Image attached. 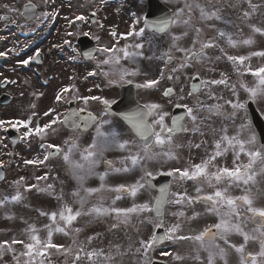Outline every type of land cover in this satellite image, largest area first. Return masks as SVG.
Listing matches in <instances>:
<instances>
[{"label": "snow or ice", "instance_id": "6c2138e0", "mask_svg": "<svg viewBox=\"0 0 264 264\" xmlns=\"http://www.w3.org/2000/svg\"><path fill=\"white\" fill-rule=\"evenodd\" d=\"M47 2V0H45ZM151 0H149V3ZM218 2V0H217ZM241 3H246L249 10L241 12L240 19L242 22H247L251 19L254 13L262 6L252 3V0H236V3L231 5L238 6ZM210 7L197 2V0H185L184 7L177 9L173 14L160 18H152L149 14L137 15L133 13L134 20L131 29L126 33H118L115 29L111 30L109 35L115 43L111 46H99L92 50L78 53L84 58L96 61V67L100 69V74L104 77H118L117 79H109V83H126L131 84L133 81L127 79L140 74L139 59L146 58L152 60H162L165 67L172 65L174 61H179L174 67L169 68L168 80L179 81L181 76L185 78L199 81L191 85V90L187 93L189 97H199L201 93H206L209 98L215 97V88L224 86L229 89L233 97L236 99H228L224 104L214 103L206 105L204 102L197 99L193 106L188 104L176 103L177 109H183L181 115L171 114L164 110L163 105L157 102L136 104L127 112L117 113L112 111V105L116 101H109L99 96H83L79 94L75 85L62 87L55 95V103L57 105H71L79 101L83 107H66L63 112L57 110L56 107H51L43 112V117L49 119L41 124V116L36 111H33L27 119L0 120V129L10 127L16 132L23 129L22 134L18 137L19 140L30 142L36 138L40 141L39 148L43 151V158L39 156L33 159H25V165H45L50 158L60 156L65 165L71 171L72 175L78 181V187L70 193L73 202L70 204L64 199V191L56 192L54 184H46L45 187H40L37 184H27L26 178L21 176L19 179L12 182L15 188L14 194H4L0 198V210L5 209L14 204H21L25 200L24 192H29L36 189L38 192L46 193L57 200L60 206L53 211H45L36 209L38 215L46 217L48 223L42 226H37L36 223H29L23 217H20L21 222L25 227L21 230L24 238H17L15 235L10 240L0 241V259L5 253L12 254V259L15 264H51L52 250L56 253L67 257L73 254L71 246L65 247L63 244L54 243L53 237L60 233L64 236H72L73 245H77L73 254L72 264H113L115 255L111 252L105 253L103 249H86L83 244H78L76 237L83 231L80 227H75V224L81 217H90L92 219H100L111 217L115 222L111 225L113 229L119 228L121 225H129L133 217H136L141 224L152 226V233L148 239L141 238L139 240L140 247L136 248V252L143 251L145 256V264H150L147 260V255L164 241H190L196 245V255L193 259L200 261V252L207 253L206 264H229L228 257L230 251H234L238 256V264H264V206H256V201L264 196V189L259 185L264 183V142H261L256 132L252 129L250 122H242L234 134H229L227 126L221 127L219 130L211 128L213 133V145L211 151L205 148V156L200 162L193 163L189 158L186 166L172 167L168 171H159L155 175L148 170V165L151 162L163 160L164 162L178 160L179 156L177 149L183 147L182 144L175 142V137L181 133H199L201 137L204 132L201 130L204 125V120L199 114L203 111L213 113L217 116H224L226 119L235 123L238 114L241 110H246L247 101L239 100V91L237 83H230L225 73H220V78H204L199 72L187 75L193 63L212 64L214 61L226 59L233 66V70L238 77L239 88L243 89L248 95V100L255 103L259 99H264V63L257 67H253L250 63L252 57L264 59V50L252 51L248 55H230L225 51V48L220 46L219 40H224L228 47L236 48L242 44L251 46L255 43L254 36L259 34L264 36V27H259L256 24L247 23L253 35L242 40L234 39V33L227 31L225 28L215 29V25H209L214 28L216 35L207 39H202L203 29L194 27L192 21V9L196 8L199 11L202 21H222L227 27L235 26L231 19L221 15V9L215 7L213 0H207ZM9 11V5H3ZM35 5H26V19L40 20V17L35 16ZM185 9L188 14L184 17ZM44 18H55L56 13L44 12L41 14ZM93 12L92 16L95 17ZM7 15L0 16V20H8ZM86 17L78 15L74 20L69 21V25L75 21H85ZM137 25H142L137 28ZM183 25L185 30L176 34L171 31L173 26ZM103 27L102 24L99 25ZM194 27V36L191 46L184 47L180 43L188 36L189 30ZM146 31L152 32L158 36H167L169 39V47L162 51L159 56L144 57L142 49L144 44L135 41L136 37H144ZM66 36L74 35L72 32H66ZM88 36L89 33H83ZM132 37L135 42H127L128 38ZM2 38V37H0ZM96 41L100 40L99 36L93 37ZM123 39L126 43L119 46V41ZM151 43V42H150ZM63 44H71L70 40L65 39ZM53 48H61L59 44H53ZM218 49L220 56L213 58L209 55L208 50ZM173 50L179 53V56L174 55ZM73 51L77 50L73 48ZM96 53L103 56V59H97ZM8 52L0 51V57H6ZM41 50L37 48L35 54L28 56L27 59L19 61L23 65H28L32 61H39ZM75 58V57H73ZM121 61H130L137 64L135 69L130 70L125 67ZM107 66V70H104ZM209 71H214L210 68ZM89 76H95V72H89ZM250 75L254 79V84L249 86L243 79L244 76ZM160 78H164V69L160 70ZM9 81H4L8 83ZM15 83V81H10ZM159 79L146 80L143 84H137V88H153L159 84ZM91 91V89H89ZM184 89L181 87L180 92ZM40 95H43L41 93ZM163 95L171 98L174 95L173 88H167ZM180 100L184 96L179 97ZM223 99V97H219ZM90 101H98L103 105L100 115L94 114L88 110ZM225 105L231 108V112L225 110ZM32 109L36 108L35 104H31ZM119 115L120 118L128 125V128L133 133L134 139H130L123 129L117 128L113 124L110 117ZM109 117V118H105ZM170 117V124L168 118ZM192 125L189 128L185 120ZM107 126V127H106ZM95 129V135L92 142L85 148L81 149L78 144V136L69 137L64 141V146L53 143H47L50 135H56L61 128L71 130L73 133L87 131L89 128ZM219 132L217 137L216 133ZM264 137V134H262ZM138 141V142H137ZM17 141H12L15 144ZM207 141L201 139L200 143L189 144V148L200 149L206 145ZM159 149V151H154ZM109 151H117L121 153L118 157L119 167L116 166L113 160L107 159L105 153ZM79 153V159H76V154ZM232 155V167L222 164L228 154ZM6 155H13L6 153ZM246 159V162L241 157ZM103 163L105 171L96 172L98 166ZM4 167V162L0 160V168ZM139 170V178L132 183H120L112 186L106 183V178L111 174H127ZM97 175L100 180L99 187H85L84 182L90 176ZM157 176L170 177L169 182L157 186L153 183ZM48 173L43 176L35 177L37 182L47 181ZM0 180H4L3 172H0ZM172 181L180 182V185L188 184L194 186V195L188 193L187 188L183 191H172ZM211 189L206 191L205 189ZM23 189V192L21 191ZM233 189H239L240 194H233ZM155 190L156 195L150 200H145L142 203H137V197L143 191L149 193ZM114 193L111 201L105 204L106 197L104 193ZM98 195L97 203L86 207L89 203V198ZM131 198V206L120 207L117 202L125 198ZM203 205L206 213L217 218V222L206 226L197 234L184 235L183 221L195 220L201 215L195 211V205ZM73 205H78L74 207ZM168 205L179 206L177 211L171 212V215L176 217V222L166 224L165 208ZM28 207V205H24ZM192 208L193 214L187 216L183 210ZM147 214V215H145ZM141 217H143L141 219ZM4 218L7 220L16 219L10 211L4 213ZM254 225L250 230H247L248 223ZM138 231V229H137ZM44 233V235H41ZM237 235L242 238L239 244L233 243L230 237ZM94 237L89 236L87 242L90 244ZM250 242L258 244V251H247ZM16 245L21 247L17 254ZM118 255H124L119 252V246H116ZM161 255H172L168 251H162ZM172 258L177 261L185 259V257L176 254ZM203 264V261H201Z\"/></svg>", "mask_w": 264, "mask_h": 264}, {"label": "rangeland", "instance_id": "374dc122", "mask_svg": "<svg viewBox=\"0 0 264 264\" xmlns=\"http://www.w3.org/2000/svg\"><path fill=\"white\" fill-rule=\"evenodd\" d=\"M68 1L69 0H65ZM85 2L86 5L91 7L92 5L95 7L98 4V1L104 2L105 0H82L80 3ZM169 7L171 8L172 13L174 14L177 9L184 7L185 0H165ZM26 2H33L37 7H39L40 11V20L41 22L44 17L41 15L44 12H54L56 13L55 18H60V14L57 10L51 9L50 7L54 4L57 6L59 2H62V0H0V15L8 14L10 16V20L8 22H4L1 25V31H0V37L3 39L1 51L8 52V55L6 57H0L1 64H0V81L6 80L9 81L7 83L6 91L5 93L9 94L12 98L11 105H8L6 107H0V120H13V119H27L29 115L33 111H36L40 114L41 120L40 123H45L49 118L43 117V112L47 111L51 107H56L57 110L59 106L55 103V95L56 93L63 87L65 84L66 78H69L71 76H75L78 71H73V68H69V70L63 72V70H59V64L54 62L55 57L57 54H55L54 58L51 57L50 61L48 63L44 64L42 67L29 69L28 65H23L19 63V61L23 59H27L28 56L31 55L30 52V46L35 44H41L43 43V48L41 50H46L50 48V41L46 42L45 40V33L47 26H44L38 33L35 35V32H33L34 27L42 26V24H36V25H30L26 26L24 22L21 20L19 14L21 11V7ZM114 4L112 5L113 13L111 12V9L107 10V19L101 20L100 24H103V27H99L98 31L105 32L106 30V38L111 37L109 35L110 31L115 29L118 33H126L131 29L132 22L134 20L133 13H137V15H142V11H144V2L143 0H113ZM200 4L204 3L203 0H197ZM223 0H213V3L215 7L220 8ZM9 5L11 9H15V11H9L8 9H5L3 5ZM60 4V3H59ZM61 6L63 4H60ZM66 5H70V3H66ZM50 6V7H49ZM209 6V5H208ZM240 6V5H238ZM236 6L235 8H237ZM210 7V6H209ZM242 7L248 8V5L246 3H243ZM85 6H82L80 12L82 13L84 11ZM101 8V7H100ZM104 12L103 10L100 12V15H102ZM110 14H112L110 16ZM188 14L187 9H185V14L183 18H186ZM75 13L72 15V20L75 18ZM83 15V14H82ZM192 25L194 27H200V21L198 19V14L196 13V8L192 9ZM84 16V15H83ZM52 18V17H51ZM13 24L16 26V38H17V52L13 53ZM142 25H137V28L141 27ZM194 27L189 30V34L187 37H185L180 43L184 47L191 46V42L194 36ZM72 31L74 32L73 25H64L60 23L59 27L55 28L53 31L54 33H57L58 31ZM213 29V30H212ZM209 30L203 29L202 32V39H207L209 37H213L216 35L215 29L212 28ZM185 30V26L183 25H176L173 26L171 29L172 32L176 34H180ZM253 35L252 32L241 34V38H247L249 36ZM166 36V35H165ZM255 43L251 46H245V45H238L236 48L243 50V55H248L252 51H259L264 50V41L259 37V35H255L254 37ZM146 39L147 34L145 33L144 37H136L135 41L142 42L144 44V48H146ZM123 39L120 40V43H123ZM129 42H135L132 37L128 38ZM224 40H219L220 46L222 47ZM41 42V43H40ZM54 44L57 42L53 41ZM148 43V42H147ZM156 49L150 45V51L147 49L143 51L144 57L148 56H159L162 51L167 50L169 47V39L166 36V38L163 36L160 40L155 41ZM35 49V47L33 48ZM209 55H211L213 58L216 56H220L221 53L218 49L215 50H208ZM228 54H230L228 51H226ZM174 55L179 56V53H176L175 50H173ZM139 68H140V74L137 76H134V79H136L140 83H144L146 80L151 79H159V84L156 85L153 88H146V91L142 94L141 99L144 100L145 103H151V102H157L163 105L164 110L169 112V108L171 106L172 102L181 103V104H188L189 106L195 105V101L192 99V97H189L187 95L188 93V84L189 80L185 78V76H181L179 81H173L168 80V72L170 67H174L176 63L179 61H174L172 66L165 67L164 62L162 60H157L153 58L152 60H148L146 58L139 59ZM226 59H221L219 61H214L212 64H198L193 63V65L187 69V75L191 76L193 73L199 72L201 77L204 78H220V73H225L227 76H229V82L230 83H237V88L239 91V97H242L244 94L239 89V83H238V77L235 74L233 70V66L231 64L225 63ZM264 63V59L258 58L256 61L257 65H260ZM231 65V66H230ZM133 67H129L131 70ZM210 68H213L214 71H209ZM164 69V78H160V70ZM13 71V81L15 83H11L12 80L11 75ZM62 73V74H61ZM248 75L244 76L243 79L248 80ZM45 84H40V83ZM170 83V84H168ZM252 82H247L249 86H252ZM88 84V83H87ZM165 86H172L175 87L177 90V97L175 96L173 99H168L167 102L164 101L162 92ZM183 88V93L180 92V88ZM215 97H229L232 96V93L229 89L224 88V86H218L215 88ZM3 92V90H0V93ZM38 93H43L41 95V99H37L36 95ZM183 95L184 99L180 100L179 97ZM208 95L206 93H201L199 97L204 98ZM27 100L31 101L32 104L36 105L35 109H32L28 104L26 105ZM171 101V103H170ZM264 101V99H263ZM241 124V122H240ZM23 129L18 133L19 136L22 134ZM63 140V134L59 132L56 135H50L47 143H53V144H60ZM40 141L36 138L31 139L30 142H25L23 140H19L18 143L11 148L10 143L7 141L6 136L4 134V129H0V160L4 162V167L6 169V175L5 179L0 182V198L3 197L4 194H14L15 188L12 185V182L19 179L21 176L26 178L27 184H37L39 183L40 187H45L46 184H53L56 189V192L59 193L61 189L64 191V199L68 203L73 202V198L70 196V193L72 192L71 189L75 190L76 182L75 181H68L69 177L61 173V170L59 166H57L56 163L60 161L61 158L55 160L52 164H48L46 162L45 165H25L24 160L25 159H33L37 156H39L41 159L43 158V151L39 148ZM6 153H12L13 155L9 156L6 155ZM231 155V153H229ZM242 160L246 162V159L241 157ZM167 165H171V162L167 163ZM45 173H48L49 178L47 181H40L37 182L35 177L37 176H43ZM55 174V175H54ZM56 177L54 178L53 177ZM110 175L106 179V183L109 185H112ZM70 180V179H69ZM59 181L58 183H56ZM88 187H99L98 182H94L91 180V183L86 184ZM261 189H264V184L259 185ZM23 192V189H21ZM25 196V200L21 204H14L9 207H6L3 210H0V241L3 240H10L13 235H15L17 238H24L21 234V230L25 227V224L21 222L20 217H23L25 220H27L29 223H36V225L42 226L43 224L48 223V220L46 217H41L38 215V212L36 209H41L45 211H53L56 210L60 204L57 200H55L52 196L38 192L36 189H32L29 192L23 193ZM111 194V193H109ZM95 201H97L98 196L94 195L92 196ZM97 197V198H96ZM91 198V197H90ZM146 199L136 200L137 203H140V201L144 202ZM132 201V200H131ZM129 201V203L131 202ZM264 202V196H261L257 201L256 204L258 206H261ZM24 205H28V207H25ZM74 207H78L77 205H73ZM124 207V205H122ZM131 206V205H128ZM127 206V207H128ZM89 207V204H88ZM121 207V206H120ZM10 211L11 214H14L16 219L14 220H7L4 218V213ZM142 219V217H141ZM139 220L136 217H133L132 222L125 226L122 225V227L116 228V229H109V233L107 232V229L104 225L101 224H94L91 227L88 228H82V235H83V241H87V238L89 236L94 237L93 241L90 243V245H83L86 249L94 246L98 249H103L106 253L107 246L112 245L113 249L116 248V243L118 242L119 238H121L122 245L119 248L120 253H126L129 254L127 257H116L118 254L117 250L115 249L114 253L115 260L113 264H145V256L143 255V251L140 253L136 252V248L140 247L139 245V239L140 236L143 235V233L147 232V228H142ZM124 226V227H123ZM93 229V230H92ZM138 229V231H137ZM111 231V232H110ZM102 232V234L99 237H95L96 233ZM60 236V234H58ZM146 240V238L144 237ZM54 243L57 244H63L65 247H69L70 245H67V240L65 238H58L57 236L53 237ZM78 240V239H77ZM112 244L110 243L111 241ZM17 248V254L21 250V247L19 245L15 246ZM72 247V246H71ZM73 246V252L76 248ZM134 251V252H131ZM110 252V251H109ZM52 253H56L55 250H52ZM59 253H56L55 259L51 258V264H68L71 262L73 255L70 254L67 257L64 255H60L58 257ZM149 254L152 257H158L160 256V253H154L152 251L149 252ZM15 263L12 259V254L5 253L2 259H0V264H12ZM83 264V263H82Z\"/></svg>", "mask_w": 264, "mask_h": 264}, {"label": "flooded vegetation", "instance_id": "af4514ba", "mask_svg": "<svg viewBox=\"0 0 264 264\" xmlns=\"http://www.w3.org/2000/svg\"><path fill=\"white\" fill-rule=\"evenodd\" d=\"M223 8L226 9L225 13L227 12L229 15L232 16H228L225 18L231 19L233 21V24L235 20L236 21V29L240 30V32H242L243 34L247 33V23H251V24H256L257 26L260 24L261 27H264V0H252V3L254 4H259L262 5L256 13L253 14V16L251 17V19L247 22H242V20L240 19L241 17V12L243 10H249L251 11V9L246 8V7H242L243 3L239 4L240 6H238L237 8L231 6L233 4L236 3V0H223ZM57 7H51V9H54ZM59 9V14L61 15L60 18H58L56 21L54 22V24H47V28H46V35L45 40L46 42L50 41V48L46 49V51L43 53L41 51V54H43V60L41 64L48 63V61H50L51 59V51H53V54H57L58 56V64H59V70H63V72H66L69 68H73V71H78V69L80 68L79 72L75 75V77L77 78L72 80L71 82H68L67 85H75V88L78 89L79 94L83 95V96H99L103 99H107L109 101H116L119 98L120 95V88L123 84L126 83H109V79H117L118 77L112 78V77H104L103 75L100 74V69H98L96 67V61L94 60H90V59H86L83 57V55H78V53H81V43H80V39L81 37H83V33L87 32L89 33L88 37L94 42L95 48L99 47V46H110V44L107 42V40H102V41H96L93 37L98 36V30H97V25H98V21L99 18L94 17V19L91 21H87V19L85 21H78V22H74V32L70 31H63L60 30L57 33H54L53 31L55 30V28H57L58 24L62 23L64 25H67V27L69 26V21L71 20V16L73 14V12L76 10L74 9L72 6H69L68 8L66 7H58ZM92 11H90L87 8L86 12H82V14H86L87 16L91 13ZM97 15V14H96ZM235 15V16H234ZM35 20V19H33ZM89 20V18H88ZM239 22V23H238ZM224 24V23H223ZM225 25V24H224ZM244 25V26H243ZM242 26L244 27V29L242 28ZM248 29H250L248 27ZM1 30V27H0ZM251 30V29H250ZM13 53L17 52V41H16V26L15 24H13ZM66 32H72L74 33L73 36L68 37L65 35ZM67 39L70 40L71 44L69 45H65L63 44V41ZM57 42L56 44L61 45V48H53L52 45L54 44V42ZM43 43L39 44L37 48L40 49V47H43ZM0 46H1V40H0ZM73 48H75L77 51L74 52ZM32 52V51H31ZM35 52H33L32 55H34ZM97 59H103V56H101L99 53H96ZM75 57V58H73ZM41 66V65H40ZM28 67L30 69L35 68L33 65L28 64ZM104 70H107V66H104ZM89 72H95L96 75L95 76H89ZM12 81H13V71H12V75H11ZM66 83V82H65ZM88 83V84H87ZM89 89H91V91H89ZM141 91V90H140ZM139 90L135 92V97L138 99V95H139ZM217 99H211V98H205L207 101L205 104L206 105H211L214 103H220V104H224L225 100L228 99H236V97H223V99H219V97H216ZM239 100L241 102H245L247 101V98H239ZM255 105L256 110L259 112V114L261 115V117L264 120V101L263 99H259L257 100V102L253 103ZM67 107V105H63V107H61L60 112H63L65 110V108ZM75 107H83L82 103H80L79 101L75 102ZM103 108V105L100 104L98 101H90L88 104V110L92 111L94 114L96 115H100L101 110ZM225 110L226 111H231V108L228 107L227 105H225ZM201 114V113H200ZM201 119L204 120V125L202 126V131L204 132V136L201 137L199 133H181L178 134L177 137H175V142L182 144L183 147H181L185 153H186V161H184L183 159H181V157H179L178 160H171L168 162H172L173 164L171 167H184L186 166L189 158H191V161L193 163H198L200 162L201 158H203L205 156V148H207L209 151H211L212 149V145H213V133L210 131L211 128H215L217 130H219L221 127L223 126H227L229 134H234L235 131L237 130V128L240 125V122H250L249 119V115L247 112V108L246 110H241V112L238 114V117L235 120V123H233L231 120L230 121H226L224 120L222 117L223 116H217L213 113H209L205 110V112L202 115H199ZM106 119L109 117H105ZM110 119H112L113 124H116L118 130L119 129H123L126 133L128 138L131 139V135L129 134V130L127 128H125V126L123 125V123L115 116L110 117ZM186 125L191 128L192 125L187 121V119L185 120ZM252 126V124H251ZM107 127V126H106ZM123 127V128H122ZM252 129L256 132L257 136H258V132L257 129H254L252 126ZM63 131L66 134H69L70 136H78L79 138L81 136H86L88 134H95V129L90 128L88 131L85 132H78V133H73L72 131H68L66 129H63ZM217 137L219 135V132L216 133ZM259 137V136H258ZM133 138V137H132ZM201 139H204L207 141V144L202 146L200 149H196L194 147L189 148V144H195V143H200ZM156 151H159V149H155ZM117 152V151H116ZM118 155L120 156L121 153L117 152ZM177 153H178V149H177ZM179 156V155H178ZM224 161V160H222ZM221 161V162H222ZM229 166H232V156H229L227 159ZM115 163H118L115 161ZM222 164H226V162H222ZM163 165H166V162H164L163 160L159 161V168L158 171H168L169 169L167 167H163ZM120 165H118L117 167H119ZM171 180V178H170ZM264 183H261V185H263ZM185 188H187V191L189 194L194 195V186L189 182L188 184H184V185H180V182L178 181H172V191H183ZM206 191H211V189H205ZM233 194L238 195L240 194L239 189H233ZM256 206H258L256 204ZM261 206H264V202L262 203ZM195 211L200 212L201 215L199 217H197L195 220H191V221H183V232L181 234L184 235H188V234H192L195 235L197 234L199 231H202L206 226L216 223L217 222V218L211 214L206 213L205 208L203 205H195L194 206ZM179 209V206H175V205H168L165 208V221L166 224H171L176 222V217L171 215V212L177 211ZM186 212L187 216H191L193 214V209L192 208H185L183 209ZM252 227H254L253 224H251L250 222L247 225V230H250ZM230 239L232 240L233 243L239 244L242 242V238L237 236V235H233L232 237H230ZM169 246V247H168ZM160 250H163L165 248H167L166 251H168L169 253H171L172 255L169 256L168 260H163L166 264H201V261H203V264H206V257H207V253L204 251L200 252V257L201 260L197 261L195 259H193V257L196 255L195 249H196V245H194L192 242L190 241H165L161 246ZM247 251H252V252H256L258 251V244L255 242H250L247 248ZM179 254L183 257H185V259L181 260V261H177L174 260L172 258L173 255ZM157 260H161V259H157ZM228 261L229 264H238V256L234 251H230L229 257H228ZM218 264H222V262H218Z\"/></svg>", "mask_w": 264, "mask_h": 264}, {"label": "water", "instance_id": "95a60500", "mask_svg": "<svg viewBox=\"0 0 264 264\" xmlns=\"http://www.w3.org/2000/svg\"><path fill=\"white\" fill-rule=\"evenodd\" d=\"M148 13L152 18H160L161 16L158 15V13L160 12V5L155 1V0H151V2L149 3L148 0ZM193 83H197L196 81H193ZM192 83V84H193ZM1 101L4 103V98H1ZM177 111V110H176ZM175 112V111H174ZM178 112V113H177ZM175 112V115H181L183 112L181 111H177Z\"/></svg>", "mask_w": 264, "mask_h": 264}]
</instances>
